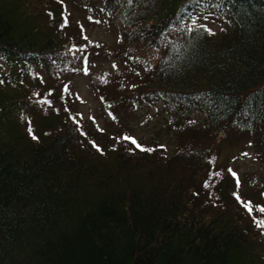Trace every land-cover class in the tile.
<instances>
[{
	"label": "trees",
	"instance_id": "16d2710c",
	"mask_svg": "<svg viewBox=\"0 0 264 264\" xmlns=\"http://www.w3.org/2000/svg\"><path fill=\"white\" fill-rule=\"evenodd\" d=\"M102 24L111 45L87 38ZM156 104L169 153L124 139ZM261 208L264 0H0V264H264Z\"/></svg>",
	"mask_w": 264,
	"mask_h": 264
},
{
	"label": "rangeland",
	"instance_id": "374dc122",
	"mask_svg": "<svg viewBox=\"0 0 264 264\" xmlns=\"http://www.w3.org/2000/svg\"><path fill=\"white\" fill-rule=\"evenodd\" d=\"M68 22H77L78 20L83 21V14L76 12L70 5L67 8ZM209 24V27L215 33L220 30V23L218 22H206L205 20L197 25ZM87 38L90 41H105L108 44L114 43V36L109 29L102 25L96 28L86 29ZM99 68L101 71L105 68L111 67L110 64L102 63ZM4 72V70L2 71ZM72 86L73 97L77 99L79 111L82 113L83 117L91 121L95 127L105 128L106 123L111 122L110 116H108L105 111L103 112L101 106L99 105L98 96L88 83V79L84 76H78L75 78ZM160 104L153 106L145 105L142 109L137 111L135 115H132L129 122L125 124L128 125L133 131L132 134L135 135V140L140 143L142 147H149L150 142L159 141L164 145L166 151L172 152L175 148L174 137L172 134H166L163 131L164 122L167 121L169 116L163 117L159 113ZM156 142V143H157ZM236 154L234 151H230L229 148L223 149L222 161L229 159L228 166L236 173L241 179L245 172L260 171L262 169L258 162L255 160V155H250L247 153L246 156H234Z\"/></svg>",
	"mask_w": 264,
	"mask_h": 264
},
{
	"label": "snow or ice",
	"instance_id": "6c2138e0",
	"mask_svg": "<svg viewBox=\"0 0 264 264\" xmlns=\"http://www.w3.org/2000/svg\"><path fill=\"white\" fill-rule=\"evenodd\" d=\"M210 34H212L210 32V30H208ZM29 134L32 135V132H31V128H29ZM32 138L33 139H37V137H35L34 135H32ZM125 140H130L131 141V144L134 145L137 149H139L141 152H148V153H151L152 151H154L155 149H152V148H145V147H142L140 144L137 143V141L135 139H132L131 137H127L125 136L124 137ZM94 147H96L95 144H93ZM160 148H163V146H159ZM245 155H247V153H245ZM237 199L239 200L240 198L237 197ZM247 207V210L249 211V213L251 214L252 212V208L250 206H246ZM260 211L264 212V208H261ZM258 227H261V224L258 223L257 225ZM264 234V233H262Z\"/></svg>",
	"mask_w": 264,
	"mask_h": 264
}]
</instances>
